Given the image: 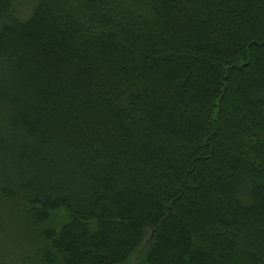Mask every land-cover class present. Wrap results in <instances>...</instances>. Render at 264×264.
<instances>
[{
	"label": "trees",
	"instance_id": "16d2710c",
	"mask_svg": "<svg viewBox=\"0 0 264 264\" xmlns=\"http://www.w3.org/2000/svg\"><path fill=\"white\" fill-rule=\"evenodd\" d=\"M0 239L264 264V0H0Z\"/></svg>",
	"mask_w": 264,
	"mask_h": 264
},
{
	"label": "rangeland",
	"instance_id": "374dc122",
	"mask_svg": "<svg viewBox=\"0 0 264 264\" xmlns=\"http://www.w3.org/2000/svg\"><path fill=\"white\" fill-rule=\"evenodd\" d=\"M122 7V6H121ZM122 8H126L125 6ZM140 14H144L145 11H139ZM66 220V217L64 216L63 211L58 212L53 216V218L50 221V225L54 227H59L64 221ZM6 243L3 239H0V264H18V262L14 263H8L4 259L5 257L10 256V254L7 251ZM13 256L15 257L16 254L11 255V258L13 259Z\"/></svg>",
	"mask_w": 264,
	"mask_h": 264
}]
</instances>
